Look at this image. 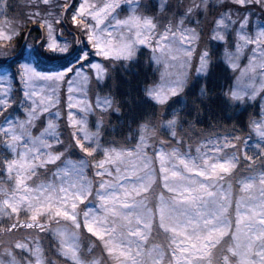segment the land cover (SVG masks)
Here are the masks:
<instances>
[{
	"label": "snow or ice",
	"instance_id": "snow-or-ice-1",
	"mask_svg": "<svg viewBox=\"0 0 264 264\" xmlns=\"http://www.w3.org/2000/svg\"><path fill=\"white\" fill-rule=\"evenodd\" d=\"M133 2L0 0V264H264V0H178L163 22ZM209 40L225 95L254 110L207 125L158 111L105 141L100 59L147 48L164 105L207 75Z\"/></svg>",
	"mask_w": 264,
	"mask_h": 264
},
{
	"label": "trees",
	"instance_id": "trees-1",
	"mask_svg": "<svg viewBox=\"0 0 264 264\" xmlns=\"http://www.w3.org/2000/svg\"><path fill=\"white\" fill-rule=\"evenodd\" d=\"M164 13L158 12L152 1L148 14L158 22H163L169 12L179 15L175 10L178 0H169ZM213 57L207 75L190 74L182 92L169 98L164 105H156L146 95L150 86L159 83L160 69L153 61L150 51L141 47L129 60H99L105 68L103 79L92 77L90 92L93 100L97 96L111 100L113 107L103 113L99 130L108 141L111 137H123L134 133L136 126L158 111L165 118L177 115L180 121L194 119L200 125L216 121L231 123L254 110L257 101L237 102L230 100L225 92L233 86V75L223 63L221 42H207ZM205 85L202 90L201 85ZM118 108L119 112L115 109ZM89 126L97 127V115L93 111L89 116Z\"/></svg>",
	"mask_w": 264,
	"mask_h": 264
},
{
	"label": "rangeland",
	"instance_id": "rangeland-1",
	"mask_svg": "<svg viewBox=\"0 0 264 264\" xmlns=\"http://www.w3.org/2000/svg\"><path fill=\"white\" fill-rule=\"evenodd\" d=\"M152 1H154L155 5L157 6L160 2V0H134L133 2V5H132V8L135 9L136 8V5L139 4V10H138V14H141V15H144V14H148V10L149 8H151V4H152ZM168 3H170V1L168 0ZM168 3H166L165 5V8L168 6ZM121 11H120V16L122 17L123 15L127 14V12L129 11V8L128 6L125 4V5H121ZM164 8V9H165ZM175 10H181L179 7L175 6ZM152 16V15H151ZM166 19H168V17H165ZM143 46H137L136 47V52ZM152 56V55H151ZM101 60V59H100ZM115 60H119V59H115ZM100 62V61H98ZM155 62V61H154ZM101 63V62H100ZM156 63V62H155ZM102 64V63H101ZM157 64V63H156ZM157 66L159 67L160 71H161V65L157 64ZM104 67V66H103ZM105 74V73H104ZM95 77V76H94ZM97 78V77H96ZM189 78V77H188ZM188 80V79H187ZM159 83H160V72H159ZM89 88H91V80H90V85H89ZM99 97V96H98ZM101 100L103 99H107V98H102V97H99ZM96 99V98H95ZM92 112H90L87 116V121H88V124H89V116Z\"/></svg>",
	"mask_w": 264,
	"mask_h": 264
}]
</instances>
